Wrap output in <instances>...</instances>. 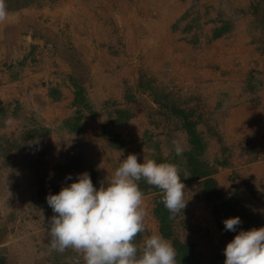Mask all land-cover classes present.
Here are the masks:
<instances>
[{"label":"crops","instance_id":"crops-1","mask_svg":"<svg viewBox=\"0 0 264 264\" xmlns=\"http://www.w3.org/2000/svg\"><path fill=\"white\" fill-rule=\"evenodd\" d=\"M47 5L42 10L37 3L31 4L17 13H8L7 19L0 22V156L17 171L16 176L14 170L6 173L5 179L17 178L20 193L29 192L40 179L50 185L62 177L68 185L83 172L106 179L130 153L136 154L140 162L144 157L156 161L162 158L178 165L179 175L188 176L184 154L191 146L185 122L208 121L206 116L195 120L188 117L186 106L193 102L182 98L176 103L167 98L159 106V102L152 101L150 113H142L144 109L139 105L144 104V98H139L129 105L141 112L121 123L117 122L118 114L101 111L109 99L123 98L124 89L135 83L140 66L145 64L147 72L172 73L173 79L169 78L186 95L217 106L216 110L211 108V120L218 122L216 136L202 124L195 127L205 144L206 164L214 170L204 179L215 181L219 190L222 187L223 198L238 197L251 207L255 205L260 218L255 228L264 227V207L257 203L261 194L264 199V65L254 36L246 34L241 44L232 43L234 39L228 33L216 39L211 36L204 41L199 37L194 40L177 34L178 27L173 26V34L155 39L150 49L148 44L139 45L135 37L127 36L122 27L97 37L87 28L74 34L68 19L58 20L56 11L61 8L57 9L56 1ZM51 8L55 10L53 19L48 18ZM58 22L68 24L66 34L59 35L55 27L52 31L44 27ZM237 45L248 48L251 55L243 57L233 49ZM155 47L158 55L149 57ZM205 58L211 59L210 65L203 63ZM172 59L180 66L170 67L168 61ZM252 70L258 71L255 80ZM256 83L259 89L254 87ZM224 86H242L249 97H228ZM79 87L83 93L78 92ZM250 87L255 90H248ZM85 93L86 101L82 100ZM220 94H224L227 106L222 113L218 112ZM151 121H161L162 125L156 129ZM141 129L144 134L137 135ZM173 141L183 149L182 155H176ZM218 158H224L220 165ZM204 179L196 177L184 185ZM99 182L92 181L96 188ZM250 186L258 193H252ZM199 195L204 200L205 196ZM195 196L184 194L186 200ZM158 200L163 202L162 192L143 194L142 207L154 213ZM210 218L196 217L195 225L199 227L195 228V261L224 264L226 244L239 230H247L241 227L232 233L224 230L219 217ZM147 232L158 234L155 229Z\"/></svg>","mask_w":264,"mask_h":264},{"label":"rangeland","instance_id":"rangeland-1","mask_svg":"<svg viewBox=\"0 0 264 264\" xmlns=\"http://www.w3.org/2000/svg\"><path fill=\"white\" fill-rule=\"evenodd\" d=\"M55 1L57 0H5V3L8 13H17L35 3H37V6L40 9L44 10L43 7L45 8L48 6L47 4L54 3ZM236 4L237 3L233 1L231 5L233 7ZM58 8L59 6H57V9ZM206 8H208V6H206ZM48 12L50 13L48 14L49 19L55 18L54 9L51 8ZM56 12L57 14L60 12L61 16H63L60 21L68 19L70 22L69 17L65 16V13L63 14L62 10ZM244 18L251 20L250 26L254 27V30L257 28L260 29L258 34L257 31L253 30V42L256 41V44L258 45L259 54L264 65V0H246V12ZM49 19L45 21L46 24L49 23ZM215 26L216 28L214 27L215 29L213 30L216 33L213 35V39H216L220 35H226L234 25L229 23V20L220 19L215 23ZM44 27H46L48 31H52L53 27L57 28L59 35L66 34L69 28L68 24H59V22L56 26L52 23ZM145 67V64L140 66L139 73L137 74L138 76L134 79L135 83L124 89L123 98L121 100L109 99V101H107L108 104L101 109L102 112L107 114H117L118 112H121L128 117H131L136 116L141 112V109L136 107V109H132L129 105L130 103L137 101L139 98H144V104L139 105L144 109L142 113H150L151 108H154L149 102H159V106H161V103H166L167 98L174 100L176 103L180 100H184L182 98H186L187 102H193V104H187L186 106L188 117L194 119L200 116H206L208 118V121L203 122L194 119L195 121H192V123L202 124L206 127L209 134L212 132L215 136L218 134V122L216 120H211V117L214 116V112L212 115L211 108L216 110L217 106L207 105L205 103L202 104L200 100H195L192 95H186L185 92L178 88L175 81H171L173 79L171 75L172 73H163L161 71L147 72ZM162 68H166V66H162ZM251 77L253 80L258 78V71L252 70ZM88 78L89 76L86 77V79ZM84 83H86V80ZM254 87L259 89V83L254 84ZM255 88L250 87L247 89L253 91ZM79 91L83 93L84 90L79 87L78 92ZM223 95L224 94H220L218 96L219 113L224 112L227 107L224 105ZM82 100H88L87 93L82 95ZM147 102L148 104H146ZM162 106H164V104ZM156 110L157 107L155 111ZM124 117L125 116H121V118ZM151 124H155L156 129H159L162 125L161 121L159 123L158 121H151ZM105 129L106 128H104V130ZM143 134L144 132H142V129L137 133V135ZM223 156L224 154H222V157ZM251 156H253V154H251ZM207 160L208 158H204V156L201 158L203 163L207 162ZM218 160L217 164L220 165L221 162H223L221 160H224V158H218ZM7 162L10 161H6L5 159L2 160L0 156V264H85L83 256L72 248L59 252L50 247V219L56 214L53 213L46 198L49 194H57L62 186H67L66 179L59 177L58 180L50 185L45 182L42 183L43 179H40L37 184L30 186L31 190H28L29 192L20 193L18 184L19 180L17 178L9 181L5 179V174L14 170L13 166H10ZM4 163H7L8 165ZM14 171L13 174L16 176L17 171ZM90 178L92 181L99 180L100 182L97 184L99 187L102 180H105L103 178L96 179L93 175H90ZM107 179L108 178H106V180ZM51 186L55 187L52 188ZM222 189L223 188L221 187V190ZM250 189L252 193H258L256 188L254 190V188L250 186ZM203 190L204 185L202 180L195 185L185 186L184 194L196 193V196L192 198V200L187 201L186 207L181 210V214L177 213L173 215L166 208L165 213L160 214H157L156 212L153 213L150 209L147 212L145 211L146 217L145 221H143L144 231L137 235L134 243L142 246L143 240L150 236L147 231L155 229L158 231V234L169 240L172 245L175 242L176 244L190 247L195 256L194 247L196 245L195 240L197 237L195 236V228L199 227V225H195L197 220L196 217L200 218L205 215L209 220H211L210 217H219L220 222L222 223L225 219L239 217L241 224L238 226V229L243 227L246 230H249L258 226L260 218H258L259 212L256 211L255 205H252L251 207V205H249L250 203L248 204V202L241 201L238 197L232 196H225V202L216 197H211L210 200H205V197L204 200H202L199 194H203ZM221 190H219L220 193L224 194L225 192ZM258 198L260 199H257V203L260 205L262 204L264 207L262 194L261 197ZM163 217L166 220L165 222L167 226L164 233H167L168 236L161 231V218L163 219ZM178 256L180 255L176 250L177 264H190L188 261L179 263V261H177Z\"/></svg>","mask_w":264,"mask_h":264},{"label":"clouds","instance_id":"clouds-1","mask_svg":"<svg viewBox=\"0 0 264 264\" xmlns=\"http://www.w3.org/2000/svg\"><path fill=\"white\" fill-rule=\"evenodd\" d=\"M7 16L5 0H0V22ZM173 144L176 155H182L179 144ZM141 179L162 191L163 204L171 214H181L188 199L178 165L148 157L140 162L130 153L99 188L83 172L57 194L47 196L56 214L50 219V247L59 252L72 248L85 264H177L175 248L160 234L146 237L142 246L134 243L144 231L146 215L138 186ZM223 223L225 230L237 232L241 220L231 217ZM223 251L224 264H264V227L239 230Z\"/></svg>","mask_w":264,"mask_h":264},{"label":"bare ground","instance_id":"bare-ground-1","mask_svg":"<svg viewBox=\"0 0 264 264\" xmlns=\"http://www.w3.org/2000/svg\"><path fill=\"white\" fill-rule=\"evenodd\" d=\"M233 1L237 4L232 7ZM56 4L69 17L74 34L82 33L87 28L97 37L115 33L122 27L127 36L135 37L139 45L148 44L150 49L155 39L169 37L173 26L178 27L177 34L194 40L198 37L203 41L208 40L216 33L213 29L220 19L229 20L234 25L228 33L234 39L232 43L241 44L246 34L254 36V27L250 26L248 32L250 21L244 18L246 0H57ZM57 17L60 20L63 16L59 12ZM259 30L254 31L258 34ZM233 49L240 51L243 57L252 53L242 45ZM157 53L155 47L149 52V57L157 56ZM168 63L172 68L180 66L173 59ZM203 63L210 65L211 59L205 58ZM224 90L233 99L249 97L242 86H224Z\"/></svg>","mask_w":264,"mask_h":264},{"label":"trees","instance_id":"trees-1","mask_svg":"<svg viewBox=\"0 0 264 264\" xmlns=\"http://www.w3.org/2000/svg\"><path fill=\"white\" fill-rule=\"evenodd\" d=\"M118 123H121L122 119H129L126 114L118 112ZM121 116H125L124 118H121ZM186 123V130L188 132L189 137V144L191 146V149L184 154L186 159V165H185V171L188 173V176H184V174L180 175L182 183L189 181L190 179L199 177L201 179H204V177L208 176L209 174H212L214 170L210 169L209 165L206 164V162H202L201 158L204 156V150H205V144L202 140V137L200 133L196 131V124H193L191 121H187ZM158 163L160 162H166L162 160V158H159L157 160ZM204 190L203 195L206 197L207 200H210L211 197H216L219 200H222L225 202V198L221 196V193L218 189L217 183L213 181L212 179H204L203 180ZM138 186L143 194H147L148 192L153 193H159L162 192L159 188L149 185L145 180L141 179V181L138 182ZM162 211V212H161ZM155 212L157 214L165 213V207L163 206L161 200H158L156 210ZM161 231L163 234L167 235L165 232L166 226V220L163 217L161 218ZM174 248H176L178 254V260L179 263H182L184 261H188L190 264H196L195 256L193 251L190 247H186L180 244L173 243Z\"/></svg>","mask_w":264,"mask_h":264}]
</instances>
